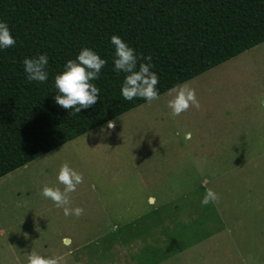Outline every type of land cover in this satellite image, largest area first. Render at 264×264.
<instances>
[{
    "label": "rangeland",
    "instance_id": "374dc122",
    "mask_svg": "<svg viewBox=\"0 0 264 264\" xmlns=\"http://www.w3.org/2000/svg\"><path fill=\"white\" fill-rule=\"evenodd\" d=\"M185 82L199 110L173 117L170 89L1 176L0 264H264V42ZM64 162L79 217L42 195Z\"/></svg>",
    "mask_w": 264,
    "mask_h": 264
},
{
    "label": "trees",
    "instance_id": "16d2710c",
    "mask_svg": "<svg viewBox=\"0 0 264 264\" xmlns=\"http://www.w3.org/2000/svg\"><path fill=\"white\" fill-rule=\"evenodd\" d=\"M0 21L16 41L0 48V177L147 102L123 98L112 35L152 57L159 95L264 42V0H0ZM84 47L106 64L97 102L74 113L54 76ZM45 53L47 81L29 82L24 58Z\"/></svg>",
    "mask_w": 264,
    "mask_h": 264
},
{
    "label": "clouds",
    "instance_id": "9594fccd",
    "mask_svg": "<svg viewBox=\"0 0 264 264\" xmlns=\"http://www.w3.org/2000/svg\"><path fill=\"white\" fill-rule=\"evenodd\" d=\"M111 43L115 46L114 67L117 72L125 73L121 94L125 100L131 101L141 98L149 103L158 100L159 83L158 74L152 71V57H138L130 47L118 35H112ZM16 43L6 22L0 21V48H10ZM48 55L40 54L37 57H25L23 60L24 71L29 82H46L48 79ZM139 62V63H138ZM106 60L102 59L95 51L84 47L75 59H69L63 66V70L54 76V84L57 95L55 103L64 109H74V113H80L98 100L100 89L92 83L99 79V73L105 66ZM167 107L171 109L173 117L179 116L190 107L200 109V102L196 97V91L188 83L174 86L168 93ZM264 106V100H261ZM115 121H108L105 128L114 130ZM179 135V133H177ZM192 132L184 134V140H190ZM57 180L60 187H52L45 184L42 188V195L54 202L58 208H62L65 216L84 214L81 207H71V193L75 192L77 186L83 183V175L73 169L67 162L61 164L58 170ZM219 201V195L214 189L205 185V194L201 200L202 205ZM25 264H66L63 256H46L45 254L32 249L26 255Z\"/></svg>",
    "mask_w": 264,
    "mask_h": 264
}]
</instances>
